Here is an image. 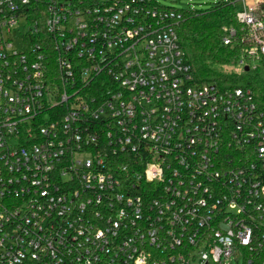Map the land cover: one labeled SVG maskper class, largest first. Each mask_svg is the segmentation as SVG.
Listing matches in <instances>:
<instances>
[{"label":"built area","instance_id":"built-area-1","mask_svg":"<svg viewBox=\"0 0 264 264\" xmlns=\"http://www.w3.org/2000/svg\"><path fill=\"white\" fill-rule=\"evenodd\" d=\"M240 1L223 45L243 71L264 0ZM183 19L158 0H0V264H264V114L196 82Z\"/></svg>","mask_w":264,"mask_h":264},{"label":"trees","instance_id":"trees-1","mask_svg":"<svg viewBox=\"0 0 264 264\" xmlns=\"http://www.w3.org/2000/svg\"><path fill=\"white\" fill-rule=\"evenodd\" d=\"M237 8L220 2L209 10L184 12L177 29L187 62L200 85L214 83L222 90L249 89L264 114V57L248 71H227L241 58L240 46H224V28L237 26Z\"/></svg>","mask_w":264,"mask_h":264},{"label":"rangeland","instance_id":"rangeland-1","mask_svg":"<svg viewBox=\"0 0 264 264\" xmlns=\"http://www.w3.org/2000/svg\"><path fill=\"white\" fill-rule=\"evenodd\" d=\"M226 3H236V8L241 9L243 4L240 0H158L162 7L173 8L183 12H190L192 10H209L212 7L216 6L217 3L220 2ZM228 72L229 71H239L241 72L240 68L237 66L227 67L225 68ZM243 72V71H242ZM233 264H243V260L241 259L239 263L233 261Z\"/></svg>","mask_w":264,"mask_h":264},{"label":"water","instance_id":"water-1","mask_svg":"<svg viewBox=\"0 0 264 264\" xmlns=\"http://www.w3.org/2000/svg\"><path fill=\"white\" fill-rule=\"evenodd\" d=\"M245 70L248 71L249 69L246 68Z\"/></svg>","mask_w":264,"mask_h":264}]
</instances>
